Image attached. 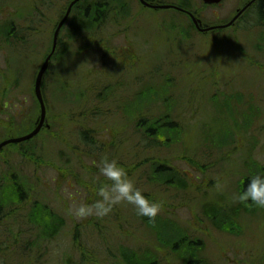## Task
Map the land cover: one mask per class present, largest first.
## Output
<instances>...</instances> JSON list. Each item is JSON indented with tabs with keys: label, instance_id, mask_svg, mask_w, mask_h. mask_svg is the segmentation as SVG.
<instances>
[{
	"label": "rangeland",
	"instance_id": "rangeland-1",
	"mask_svg": "<svg viewBox=\"0 0 264 264\" xmlns=\"http://www.w3.org/2000/svg\"><path fill=\"white\" fill-rule=\"evenodd\" d=\"M187 1L208 26L227 21L236 6L245 0H223L214 7H204L201 0ZM68 2L0 0V33L9 22L13 24V21V27H17L31 19V30L39 32L24 45H6L4 36L0 35V140L12 133L18 137L25 130L29 132L36 121L39 106L32 98L34 79L50 47L54 25ZM128 3L137 5L143 11H136L135 7L127 9L126 14L136 13L133 25L127 24L133 18V14H128L122 16L123 24L108 26L116 40L112 41L100 33L88 36L94 40L86 42L90 46L92 43L97 46L90 47L84 54L79 50L83 42L69 41L67 54L57 61L59 63L54 66L55 69L52 65V70L46 74L45 102L51 129L43 130L33 146L25 142L0 150V179L3 174L6 177L9 172L18 173V176L32 182L26 183L27 189H35V192H31L30 203L19 205L14 199L10 200L11 188L8 189L6 183L0 187V203L6 208L0 207V264H68L69 259L76 264H110L113 254L117 257L121 255L120 245L123 249L151 252L158 244V232L167 238H176L177 232L173 228L178 227L186 232L184 227L187 226L190 233L196 236L189 241L198 244V248L203 246L200 244L203 242L204 249L200 255L208 264H264V211L253 217L248 216L245 210L242 229L236 228L234 233H226L213 230L206 224L197 206L199 203L220 208L235 205L237 202L233 201V196L239 193V178L259 172L254 163L264 167V75L250 65H264V50L255 48L257 41L264 44V28L244 30L246 26L254 24L253 11L242 25L222 35H219L220 32L201 34L195 30L190 39H184L178 33L179 29L172 25L175 23L186 27L188 17L168 11L156 12L152 8L142 9L138 0ZM148 3L151 4L150 1ZM152 3L173 4L175 1L153 0ZM66 34L62 33V36ZM223 35H228L230 40L224 37L220 39ZM64 37L63 43L68 41ZM12 41L17 44L16 39ZM230 41L239 50L234 45H227ZM8 70L19 71L21 83L13 88L8 85L5 95L7 84L3 78ZM164 78L168 82L178 83L175 97L178 101L179 95L182 97L179 104L182 110L176 111V114L179 113L185 125V140L182 138L178 146L167 150L150 151L141 146L139 151H135L136 140L124 125L137 112V107L149 105V100L134 98V92L137 89L144 92L147 87H160ZM118 79L125 81L121 84V90ZM103 95L104 101H98ZM5 101L10 102L9 110L3 109ZM188 106H192V109ZM22 108L24 113L20 115ZM163 109L164 106L159 104L151 106L148 112L156 114ZM85 129L92 131L88 138L96 140L97 145L116 143L117 136L122 137L126 142L118 151L113 148L107 151V155L115 156L120 163L125 164L130 159L131 166L134 157L139 158L134 162L156 157L167 159L174 167L183 170L200 188L198 195L192 191L177 195L171 191H168L171 193L168 195L164 191V195L153 193L139 180H144L146 167L130 172L145 194L168 205L159 214L170 212V220L182 224L170 226L156 220L150 226L141 225L137 222L140 216L136 215L135 210L129 213L126 204L121 205L126 211L122 209L117 213L114 209L103 218L90 216L80 219L72 215L69 209L81 203H91L97 198L93 182L92 185L77 184L57 173L63 170L60 166H65L68 157L69 166L73 167L75 163L77 166V155H73V152L84 148L79 134ZM226 132L231 133L236 142L235 151L228 154L227 162L218 163L202 174L190 163L178 159L187 156L203 166L214 162L219 155H213L212 151V159L207 163L203 158L206 154L200 150L203 147L201 142L208 135L222 137ZM22 148H33V158L41 156L43 159L44 154L51 163L34 165L31 160L24 159L22 155L25 152L18 151ZM95 148L99 149L98 146ZM250 149L253 150L252 154ZM60 151L63 156H60ZM82 164L86 169L91 162L83 158ZM260 171L264 169L260 167ZM81 173L83 170H75L74 174L80 180H87L86 174ZM217 182L220 188H217ZM35 202L48 204L62 218L63 228L55 239H44L42 235V239L39 238L38 234L50 223V214L43 207H32ZM15 206L19 209L15 213H8L7 208ZM41 214L46 215L44 220L40 219ZM130 218L134 221L131 227L120 232L115 230ZM92 221L93 226L89 227ZM126 235L131 237L130 240L124 239ZM74 238L82 243L81 248L79 245L73 246ZM161 257H164L163 253ZM170 260H161V264H180Z\"/></svg>",
	"mask_w": 264,
	"mask_h": 264
},
{
	"label": "trees",
	"instance_id": "trees-1",
	"mask_svg": "<svg viewBox=\"0 0 264 264\" xmlns=\"http://www.w3.org/2000/svg\"><path fill=\"white\" fill-rule=\"evenodd\" d=\"M132 0H81L79 3H77L70 14V18L67 22L66 27L63 29V33H67L66 35H63L60 38L57 51L54 55V62L58 61L60 58H63L67 52H68V43L69 41H83L88 40L90 36V33H93L97 30L99 26L102 24H105L106 19L107 21H110L112 24H118L120 20H122V16H125L128 14H133V12H129L126 14L129 10L128 8L135 7L136 11H142L139 8H137L133 3V5L129 4L128 2H131ZM135 1V0H133ZM152 2L153 0H147ZM175 3L173 5H176L177 7H180L184 10H189L191 12L195 13V9L193 6L187 1V0H174ZM254 11V14L257 18V21L260 25V27L264 28V0L260 1L257 5L254 6L252 9ZM174 11V10H172ZM175 13V12H174ZM130 15V16H131ZM31 16V15H30ZM136 13L133 14V18H130L127 21L128 25H133L135 21ZM183 16V15H182ZM185 16V15H184ZM188 20V18H187ZM20 24L22 21H19ZM25 24H21L17 27L14 26V22L12 21L7 24L6 29L0 33V35L4 36L3 42L6 45L12 44V45H24L28 44L31 40V36L34 35V33L31 30V24L33 23V19L24 21ZM135 25V24H134ZM172 27L178 28V33L182 35L184 39H190L191 33L195 34L196 31L190 22L188 20V24L186 27H181L180 25L177 26V24L173 23ZM262 29V28H261ZM65 36V37H64ZM63 37L67 38V42L63 43ZM12 39H16L17 44H15ZM216 39V38H215ZM88 45H85L86 47ZM96 44H92L91 47H96ZM83 47V48H84ZM257 49L264 50V44L257 43L256 45ZM82 49V48H81ZM49 50V49H48ZM250 63V62H249ZM253 67H256L263 75H264V65H256V63L250 64ZM52 70V69H51ZM21 74L19 71L17 72H11L8 70L6 76L3 78L6 82V88L4 90L5 95H7L8 88L14 87L19 84ZM119 83V89L121 90V84L125 81H122L121 79L117 80ZM9 85V86H8ZM160 87H147L145 88L144 92H142L141 89H137L134 92V98L137 97V99H145L146 101L149 100V105H145L144 107H137V112L134 113L133 116H131V119H128L126 124L124 125V128L128 131L130 130V135L132 138H135V151H139L141 146L143 148L153 151V150H167L171 147H175V145H179L182 141V138L185 140L184 135V128L185 125L182 123V119L176 114V111L179 112L182 110V107L180 106L182 97L179 95V101L175 97V93L177 92V84H174L173 82H168L165 80V78L160 83ZM45 87L46 82H43L42 88H43V94L45 96ZM104 101V100H102ZM36 105V102H34ZM10 102H7L6 106L7 109L9 108ZM163 105L164 109L162 112L156 113V114H150L148 112V109L151 106L154 105ZM180 104V105H179ZM14 107V106H13ZM17 106L16 108H18ZM190 107V106H188ZM192 109V106L190 107ZM9 110V109H8ZM21 110V109H20ZM22 113H24V109L21 110ZM35 114V113H34ZM11 119H14L13 116H11ZM247 125L250 127V123ZM33 129V126H32ZM27 131L25 130L24 134H26ZM91 130H83L80 131L79 137L80 141L82 142V145L84 148H81L80 150H74L73 155H77V166L76 163L72 166H69V163L67 161H70V157L66 159V162H64L65 166H60L63 168V170H59L57 172L59 176L63 178H68L70 181H75L77 184H87L92 185L91 182L94 183V179H97L99 177V170L96 167V160H100V157L102 155H107V151L110 149H115L118 151V149L126 142L122 139V137H118V141L116 143L112 144H100L97 145L96 140H93L88 138V135L91 134ZM118 135V134H117ZM39 136V135H38ZM37 136V137H38ZM33 138L26 143L27 145H34L35 139ZM88 139V140H87ZM244 139V138H243ZM99 142V141H98ZM235 145L236 142H234L233 136L231 133H224L221 137V135L217 137H213V135H208L203 138L201 142V146H203L200 150H202V153L205 155L203 158L208 162L211 161L213 155H219L214 162H210L207 165H200L198 162L193 160L192 158L186 157H179L178 159L181 161L183 160L186 163H190L192 167H195L197 171H200L202 174H205V171L207 169L215 167L218 163H224L229 160L228 154H231L235 151ZM99 147L98 150L95 147ZM103 147V148H101ZM87 150V151H86ZM251 154H252V149ZM19 152H25V155H22L25 157L24 159H29L32 162H34V165H47L51 162H48L47 158L43 154V159L41 156L39 158H33L34 150L32 149H18ZM213 151V155H212ZM63 152V151H62ZM61 151L59 152V154ZM64 153V152H63ZM227 155V156H225ZM60 156H63L60 154ZM222 156V157H221ZM111 158H115V156H110ZM221 157V158H219ZM87 158L90 160L91 164L90 167H86L84 169L82 167V159ZM250 158V157H249ZM118 160V158H116ZM129 159V158H128ZM136 157H134L133 164L130 166V159L127 163H121L123 167L128 171L129 175L130 172L138 171L142 167L147 168V172L144 175L143 178H139L141 182H144L143 185H145L149 190H153V193H159L162 194V191L166 193V195L171 194L168 191L173 192L175 195L178 193H186V192H193L194 194L198 195L200 193V188L195 186L192 182V180L188 177V175L180 169H177L171 164V161L163 158H146L143 161L134 162ZM47 162H46V161ZM98 160V161H99ZM139 158L137 157L136 161H138ZM63 164L62 162H60ZM254 163V162H252ZM258 170L260 171V167L264 169L263 166L258 165L254 163ZM76 167V168H75ZM71 168V169H70ZM73 170V171H72ZM75 170H83V173L86 174L87 180H80V177L75 173ZM255 174V173H254ZM253 174V175H254ZM133 179L134 177L130 175ZM250 175H243V177L239 178L238 182V192L242 191L246 185V180ZM26 177L18 176V173L12 174L9 172V175L5 177V174L2 175V179H0V187L3 186L5 183L7 184L8 189L11 188V198L10 200L14 199L19 205H25L27 203H30L31 198V192H35V189H27L26 183L27 179H24ZM36 182V181H35ZM32 183V182H29ZM95 185V184H94ZM138 186V184H137ZM139 187V186H138ZM149 196L148 194H146ZM149 198L159 201L157 199H154L153 196H149ZM9 200V202H10ZM8 202V204H9ZM163 203V209L167 208V204ZM39 202H35L31 206L38 207V208H44L47 210L50 214V223L47 227H45L42 231V233L38 234L39 238L44 237V239L53 240L59 233H61L63 228V221L62 218L58 215V213L51 209L50 206L47 204H42ZM199 207L200 214L203 218V221L208 224L213 230L219 231V232H226V233H234V229L241 228L242 229V222L244 221V212L245 210L248 211L246 213L248 216H257V214H261L264 211V208H257L251 204L243 206L242 203H236L235 205H230L224 208H220L217 206L212 207L210 204H204L199 203L197 204ZM0 207L4 209L3 206ZM129 207V213L134 212V208L130 205ZM184 207V206H182ZM19 209V207H11L7 208L8 213L14 212L15 210ZM115 212L122 210V206L118 205L115 208ZM113 209V210H114ZM123 211H126L123 209ZM15 213V212H14ZM245 214V215H246ZM170 212H167L165 214H158V216L155 218V221H159L161 223L167 224V225H179L182 224L181 222L175 223L171 221L169 218ZM129 216H132L130 214ZM46 218L45 214H41L40 219L44 220ZM141 225L144 226H150L151 222L147 217H139L137 220ZM131 223V224H130ZM134 221L130 218V221H126L123 223L122 226L116 227L115 230L117 232H120V230L124 228L131 227L133 225ZM93 221L89 222V227H92ZM110 227H112L110 224H108ZM187 226V225H186ZM114 227V226H113ZM186 228V232L182 231L180 228L175 227L173 228L177 232L176 238H167L162 233L158 232V239L156 241L158 244H156L154 251H138L136 248H130V249H123L122 245L121 247V255L116 256L115 254L112 255L111 263L110 264H161V260H170L173 262V260H176L180 264H195L193 260L196 261V264H208L206 260L202 258L200 255L204 249V244L201 241L200 248L198 244L194 245L192 241H189L192 239V237H196L192 235L189 231V227ZM77 236V235H76ZM124 238V236H123ZM131 237L128 235L125 236L124 239L130 240ZM175 239V240H174ZM73 246L79 245L80 248L82 246V243L77 239H73ZM16 241V240H15ZM127 250V251H126ZM161 253L164 254V257L160 259ZM84 257V256H83ZM89 259V258H88ZM82 262V260H81ZM68 264H76L72 263L69 259ZM80 264V263H77ZM85 264V263H84Z\"/></svg>",
	"mask_w": 264,
	"mask_h": 264
},
{
	"label": "clouds",
	"instance_id": "clouds-1",
	"mask_svg": "<svg viewBox=\"0 0 264 264\" xmlns=\"http://www.w3.org/2000/svg\"><path fill=\"white\" fill-rule=\"evenodd\" d=\"M98 170L99 177L94 181L93 189L97 198L91 203H81L69 209L72 215L80 219L90 216L103 218L111 214L116 206L126 204L134 208L137 216L155 221L163 203L149 198L116 158L102 155ZM220 187L217 182V188ZM233 201L264 208V171L250 175L244 189L234 194Z\"/></svg>",
	"mask_w": 264,
	"mask_h": 264
},
{
	"label": "water",
	"instance_id": "water-1",
	"mask_svg": "<svg viewBox=\"0 0 264 264\" xmlns=\"http://www.w3.org/2000/svg\"><path fill=\"white\" fill-rule=\"evenodd\" d=\"M79 0H73L67 7L64 16L62 17V19L59 21V23L57 24L56 30L54 32L53 35V41H52V48H51V52L49 53V55L46 57V59L44 60L43 64L40 66L37 75L35 77L34 80V85H33V94L39 104L40 107V115H39V119H38V123L35 126V128L28 134L18 137V138H11L9 140H5L4 142L0 143V149L8 144H18V143H22L24 141H28L30 139H32L33 137H35L36 135H38V133L41 131L42 128H44L45 130H50V125L47 121L46 118V109H45V104H44V100H43V95H42V81L44 78V75L49 67V61L50 58L52 57L56 45H57V39H58V34L59 31L61 29V27L64 25V23L66 22L67 18L70 15L71 9L72 7L78 2ZM204 2V4L206 5H214V4H218L221 0H202ZM255 0H252L250 3H248L243 9L241 10H237V14L236 16L226 25L229 26L232 23H234V21L237 19V17L239 15L242 14V12L248 7L250 6ZM141 4H143L146 7H150L152 9H167L168 6H151L147 3H145L143 0H140ZM192 18V22L195 25V27L197 29H199V26L202 24L201 20L196 19L193 15H191ZM204 31V30H201Z\"/></svg>",
	"mask_w": 264,
	"mask_h": 264
},
{
	"label": "flooded vegetation",
	"instance_id": "flooded-vegetation-1",
	"mask_svg": "<svg viewBox=\"0 0 264 264\" xmlns=\"http://www.w3.org/2000/svg\"><path fill=\"white\" fill-rule=\"evenodd\" d=\"M249 1L250 0H245L244 2H242L241 4H240V6L242 7V6H245V5H247L248 3H249ZM260 1H263V0H257L256 2H254V4H252L249 8H247L246 9V12L244 13V14H242L238 19H237V22L235 23V25L234 24H232L231 26H229V27H221L220 29L221 30H224V31H226V30H230L231 28H234L235 26H237L238 24H239V22L240 21H242L244 18H246V17H244L245 15H246V13L249 11V10H251L252 9V7H254L255 5H257ZM162 5V4H161ZM172 7H176V5H171ZM234 17V15L233 16H231L230 18H229V20H227L226 21V23H224V22H220L219 24H215V25H208V26H206V27H208V28H212V27H214V28H217V26L216 25H218V26H225L229 21H231V19ZM217 30L216 29H213V30H210V31H208L207 33H214V32H216ZM206 33V34H207ZM2 208V207H1ZM3 209V208H2ZM3 245H4V243H3ZM2 245V246H3ZM4 248V247H3ZM0 255H2L1 253H0ZM3 257H4V254H3Z\"/></svg>",
	"mask_w": 264,
	"mask_h": 264
}]
</instances>
